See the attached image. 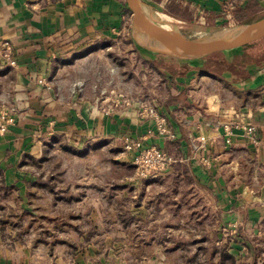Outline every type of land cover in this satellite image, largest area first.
Instances as JSON below:
<instances>
[{"label":"crops","instance_id":"0c3cea01","mask_svg":"<svg viewBox=\"0 0 264 264\" xmlns=\"http://www.w3.org/2000/svg\"><path fill=\"white\" fill-rule=\"evenodd\" d=\"M143 1L191 9L211 27L225 3L263 2ZM126 10L125 0H0V39L11 43L16 61L5 66L0 48V104L15 106L19 115L0 133V178L8 188L0 199L1 224L14 240L0 264H166L175 253L161 245L188 243L190 227L200 231L197 239L209 227L219 232L236 226L245 237L264 220V38L193 62L151 57L180 68L161 75L168 93L157 106L176 133L170 141L156 134L151 119L134 109L107 114L98 96L87 89L75 94L62 77L65 67L100 55L119 36ZM223 25L210 31L230 28ZM224 123L254 126L258 145L238 128L226 144ZM201 135L206 164L189 144ZM135 141L173 159L163 174L145 180L147 186L131 165L132 153L123 150ZM61 146L78 151L73 161L88 162L68 181L46 169L50 153ZM96 149L118 152L113 168L129 165L133 175L108 171V162L95 159ZM24 225L36 232L22 236L16 228ZM6 242L0 235V246ZM135 244L147 245L139 262L127 247Z\"/></svg>","mask_w":264,"mask_h":264},{"label":"rangeland","instance_id":"374dc122","mask_svg":"<svg viewBox=\"0 0 264 264\" xmlns=\"http://www.w3.org/2000/svg\"><path fill=\"white\" fill-rule=\"evenodd\" d=\"M144 3L150 6V9L157 18L168 23L166 25L169 27L170 31L193 40H199L220 31H210V29H216L223 25L224 8L227 9L230 6L229 3L223 5L222 18L213 23L211 27L209 22L207 24L205 21H198V16L191 9H182L180 6L176 5L160 7L151 2ZM258 9V18L264 17V0L261 5H258ZM124 22V29L118 34L119 36H117L115 40L106 43V47L100 55L93 54L94 57L91 58V60L85 62L78 60L71 64L70 67H65V73L62 77L67 79V81L70 82L69 84L73 83L74 86L78 82H83V91L87 89V91L98 96L97 98H99L101 90H106L107 92L114 91L116 95L123 94L126 98L145 97L155 101L157 105H160V102L164 101L167 97L168 89L162 80V76L159 75L155 67L160 69L161 72H166L169 69L179 72L180 68L178 66H174L175 68H173V66H164L165 64H163V62H156L154 59L138 50L132 43L130 35V28L132 25L131 13L127 14ZM162 24L165 25L163 22ZM81 59L83 58L81 57ZM108 96L109 98L111 97L109 94ZM117 154L118 152H100L99 149H96L93 153L95 159H102L104 165L108 162V165H105V167H108V171L114 172L116 169H119L117 172L119 175L125 174V176H128L131 173L133 175L134 169L132 168V161V167H128L129 165H127L121 168H113L114 165L111 160L118 157ZM50 155L51 160L49 164L46 165V169L48 167L49 171L54 170L56 173L60 174L58 178H61L60 176H63L61 174L64 173L67 181L68 178L74 179L82 168H84L85 164L88 163H86L85 160L73 161L70 159L71 156H78L79 153L74 149L68 148V146H61L58 150L52 151ZM104 170H106V168L103 169V178L105 173ZM97 173L99 174V172ZM95 177L100 180V176ZM145 180L147 181V179H143L142 184L147 186L148 183ZM35 199L36 198H34V200ZM3 210L4 209L0 210V235L3 237V240L6 239L8 242H6V244L2 243V247L0 246V257H5L4 251H10L11 248H13L11 245L14 242V240L5 236L4 232H6L7 229L1 224V221L4 220L5 217V213L3 215ZM11 213H14V211H9L8 214ZM44 225L45 228L49 227L46 223H44ZM18 226L19 225L16 224L14 228ZM16 229L22 231V236L28 234L29 231L36 232L34 226L27 228L24 225L23 228ZM48 229L51 228L49 227ZM223 229L224 228H220L219 232H217V234L220 233L219 237L210 227L204 229V231H206L205 234H208V239H212L216 242V246L221 247L224 245L226 251L234 257L237 264H264V220L260 224L256 234L252 236H240L237 230L236 234L230 235V230L225 229V231H223ZM178 230L179 229H176V232H178ZM190 230L194 234L191 236L192 239L201 236L200 231H197L196 228L190 227ZM192 239L188 243L183 242L177 244L176 250L173 251L176 257L174 256L171 260H168L166 264H182L184 261L183 258L186 255L189 257L196 255L197 258L190 264H200V261L204 257L201 255L197 256L200 250L197 248V243L191 242ZM32 246H36V244H32ZM161 246L163 247V245Z\"/></svg>","mask_w":264,"mask_h":264},{"label":"built area","instance_id":"2783aa9c","mask_svg":"<svg viewBox=\"0 0 264 264\" xmlns=\"http://www.w3.org/2000/svg\"><path fill=\"white\" fill-rule=\"evenodd\" d=\"M1 53L5 66L14 67L16 64L13 46L10 42L0 39ZM83 82H78L73 87V92L81 93L83 91ZM108 94L111 96L109 98ZM98 100L104 104L105 113L109 114L116 110L134 109L140 118H149L154 122L156 134L162 139L174 141L176 133L167 124L166 118L160 113L155 101L145 97L126 98L123 94L116 95L114 91L107 92L101 90ZM18 110L10 104H0V133H4L10 126H13L18 119ZM211 124V123H210ZM224 131L225 143L230 145V138L235 128L242 130L244 137L253 146L258 145L256 129L252 125L238 126L234 123L221 124ZM207 139L201 135L196 138H190L189 144L191 150L198 154L202 164L207 163V159L202 154L205 151ZM126 152L132 153V165L140 179H155L163 174L173 163L170 155L156 146H147L142 141L126 142L124 145ZM225 231V228L223 229ZM230 235L236 234V226L230 230Z\"/></svg>","mask_w":264,"mask_h":264},{"label":"water","instance_id":"95a60500","mask_svg":"<svg viewBox=\"0 0 264 264\" xmlns=\"http://www.w3.org/2000/svg\"><path fill=\"white\" fill-rule=\"evenodd\" d=\"M131 13V40L134 46L149 57L171 62H193L210 57L227 55L242 50L264 38V17L249 25L235 26L227 29L241 28L231 39L224 41L214 34L212 45L206 46H172L156 38L145 28L142 22L143 0H125ZM193 40V39H190ZM189 41V40H188Z\"/></svg>","mask_w":264,"mask_h":264},{"label":"trees","instance_id":"16d2710c","mask_svg":"<svg viewBox=\"0 0 264 264\" xmlns=\"http://www.w3.org/2000/svg\"><path fill=\"white\" fill-rule=\"evenodd\" d=\"M230 6L229 8H224V27H235V26H242V25H249L256 20L260 19L258 18V4L255 1L248 2L244 7H241L238 3H232L229 2ZM130 13V11L127 9L125 11V14ZM245 49V48H244ZM158 60H156L157 62ZM208 61V60H206ZM164 64V63H163ZM227 66V64H226ZM220 67V66H219ZM221 68V67H220ZM156 71L159 73V75H162V72L160 69L156 68ZM239 95L243 98L246 94L245 93H239ZM1 176V173H0ZM8 188L4 186L2 183V180L0 178V199L5 198V191ZM25 215V214H22ZM216 232V231H215ZM217 234V232H216ZM215 237V235H214ZM192 243H197V248L200 250L197 253V256H203L204 258L200 261V264H237L234 257L226 251L225 246H216V242L212 239H208L207 236H202L201 239H193L191 241ZM182 242H174L171 245H163L164 251L166 252H172L175 251L177 248V244H181ZM145 246L147 245H128L127 247L134 249V261L139 262L142 260L143 256H146L144 254ZM128 248V249H129ZM149 255V254H148ZM196 255L189 257L188 255L184 256L182 264H190L192 261L196 259Z\"/></svg>","mask_w":264,"mask_h":264},{"label":"bare ground","instance_id":"6f19581e","mask_svg":"<svg viewBox=\"0 0 264 264\" xmlns=\"http://www.w3.org/2000/svg\"><path fill=\"white\" fill-rule=\"evenodd\" d=\"M141 16H142V22L149 33H151L156 38L172 46H182L183 47V46H192V45L193 46L212 45V43L214 42L208 41V37H211L212 39L214 34H218V36L220 37L219 39H223L224 41H227L231 39L232 37H234L235 35H237L241 31V28L222 29L202 39L190 40L182 36L181 34L173 33L172 31H170L169 27L166 25L168 23L157 18L155 14L152 12V10L150 9V6L146 3H144V6L142 8ZM162 22L165 23V25L162 24Z\"/></svg>","mask_w":264,"mask_h":264}]
</instances>
